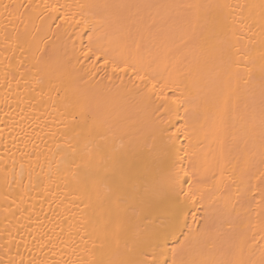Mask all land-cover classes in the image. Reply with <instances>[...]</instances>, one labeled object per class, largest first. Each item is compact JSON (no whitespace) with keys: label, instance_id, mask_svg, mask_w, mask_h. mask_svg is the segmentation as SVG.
<instances>
[{"label":"bare ground","instance_id":"bare-ground-1","mask_svg":"<svg viewBox=\"0 0 264 264\" xmlns=\"http://www.w3.org/2000/svg\"><path fill=\"white\" fill-rule=\"evenodd\" d=\"M15 2L19 19L0 8V246L25 264L116 261L141 245L168 264H264L259 25L237 64L229 35L205 24L260 0ZM174 172L191 185L186 226L149 245Z\"/></svg>","mask_w":264,"mask_h":264},{"label":"snow or ice","instance_id":"snow-or-ice-1","mask_svg":"<svg viewBox=\"0 0 264 264\" xmlns=\"http://www.w3.org/2000/svg\"><path fill=\"white\" fill-rule=\"evenodd\" d=\"M25 5L17 4L15 0H9L5 3L4 0H0V8L3 9L4 13L7 14L8 18L19 19V10L24 8ZM191 8L199 9L201 7H206L203 5H189ZM217 9H231L230 4H217L215 5ZM248 11V15H241L236 20H231L229 15L224 14L222 11L214 17L206 18L205 24L211 25L214 29L220 32H226L230 38V48L234 50V54L237 57V64L239 63V58L248 56L249 53L245 51V42H251L255 38V33L253 29L259 25V40L260 45V58L264 61V0H260L257 4H245L241 6V12L244 10ZM259 9L258 19L256 10ZM55 10V9H53ZM253 33L252 36H248V33ZM89 39H91L89 37ZM91 51V49H89ZM87 55V53L85 54ZM96 59H101L100 55H96ZM103 63L106 67H110L113 73H126L130 70L135 71L134 65H129L127 61H116L105 57ZM139 80H144V76H138ZM262 80H264V75H262ZM166 166L174 168L178 159H174L171 152L167 155L166 159L163 161ZM187 181H182L178 172H174L170 177L166 185L158 190L159 201L164 204L168 209V216L163 224V226L154 232L147 243L149 245L155 244L157 247H163L164 243L177 233H182L184 227L186 226V221L184 218V208L187 201L192 199L191 185L189 184L188 192L184 191V184ZM185 199L181 200V196ZM261 201H264V190L261 191ZM9 244L11 241L8 242ZM3 251V255H0V264H25L24 257L19 253L17 248L16 255L13 256L11 248L8 244L0 246ZM143 245L140 248L132 250L129 254L116 261H105L103 259H96L92 264H168V261L163 259H158L153 256L152 259H148L145 252H143ZM163 254V253H162ZM27 264H49L47 260L36 259L31 257ZM56 264V262H52ZM171 264H184L183 261H178L175 257L172 259Z\"/></svg>","mask_w":264,"mask_h":264}]
</instances>
